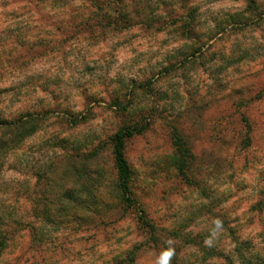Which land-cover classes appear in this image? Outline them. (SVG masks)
<instances>
[{
    "label": "clouds",
    "instance_id": "1",
    "mask_svg": "<svg viewBox=\"0 0 264 264\" xmlns=\"http://www.w3.org/2000/svg\"><path fill=\"white\" fill-rule=\"evenodd\" d=\"M0 264H264V0H0Z\"/></svg>",
    "mask_w": 264,
    "mask_h": 264
}]
</instances>
